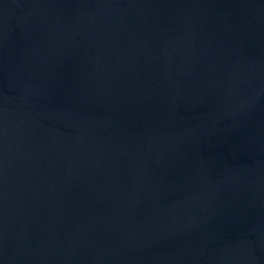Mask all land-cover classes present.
<instances>
[{"label": "water", "instance_id": "obj_1", "mask_svg": "<svg viewBox=\"0 0 264 264\" xmlns=\"http://www.w3.org/2000/svg\"><path fill=\"white\" fill-rule=\"evenodd\" d=\"M0 264H264V0H0Z\"/></svg>", "mask_w": 264, "mask_h": 264}]
</instances>
